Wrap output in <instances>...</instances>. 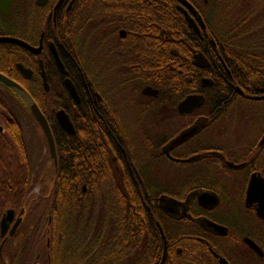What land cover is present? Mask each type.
I'll return each mask as SVG.
<instances>
[{"label": "flooded vegetation", "instance_id": "1", "mask_svg": "<svg viewBox=\"0 0 264 264\" xmlns=\"http://www.w3.org/2000/svg\"><path fill=\"white\" fill-rule=\"evenodd\" d=\"M84 1L0 0V38L11 40L0 41V74L21 86L45 117L57 168L60 157L66 164L69 150L81 149L90 139L93 163L105 162L117 175L125 169L126 180L157 186L162 192L156 197L155 226L162 253L155 264H264V99H258L264 93L237 82L189 1L192 7L180 0L174 7L185 23L179 7L194 19L200 34L188 28L207 48H167L164 57L158 49L147 54L139 41L182 33L130 30L138 16H133L134 8L127 15L125 5L114 7L115 0L108 1L106 16H87ZM76 23L80 37L82 24L91 25L88 62L82 51L74 56L66 41V31ZM198 53L208 67L194 65ZM151 63L157 71L162 65L168 68L173 78L169 81L186 91L164 94L157 87L161 76L157 85L147 81L145 69ZM205 79L209 83L204 84ZM214 84L221 95H207ZM194 86L201 91L187 90ZM147 87L156 95L144 94ZM190 95L200 96L201 103L181 111L180 104ZM58 112L68 116L72 134L59 123ZM193 128V134L173 144ZM71 140L74 147L68 144ZM84 163L74 160L76 168ZM3 168L12 176L3 175ZM57 168L30 111L0 84V264L8 263L12 247L32 241L40 214L45 220L39 227L48 229ZM96 173L93 180L98 179ZM10 181L19 185L12 196L14 206L1 212L2 198L8 197L2 185ZM25 185L30 191L23 197ZM162 196L169 207L160 202ZM8 212L12 215L2 234L1 221ZM35 258L33 264L45 262L38 254Z\"/></svg>", "mask_w": 264, "mask_h": 264}, {"label": "trees", "instance_id": "2", "mask_svg": "<svg viewBox=\"0 0 264 264\" xmlns=\"http://www.w3.org/2000/svg\"><path fill=\"white\" fill-rule=\"evenodd\" d=\"M95 1L97 4L93 0L82 2L87 16L93 12L94 15L106 16L109 0ZM175 1L115 0L114 7L125 5L127 15H132L134 8L133 16H138V19L130 25V30L135 27L134 30L138 31L136 28H139V31L145 33L163 31L183 34L182 37L172 39L140 40L147 54L158 49L164 57L167 48L186 46L193 51H204L207 48L205 42L191 33L181 14L176 11ZM187 1L199 10L208 27V34L221 50L237 82L242 87L257 88L264 93V0H207V4L204 0ZM209 7H212L211 14L207 12ZM78 25L76 23L68 29L65 35L74 56H78V53L81 55L83 51L84 47L79 40L81 37L85 47L91 50V25L82 24L85 30H82L84 34L81 37L78 36ZM90 55L85 54L83 58L88 62ZM159 76L162 84L157 87L164 94L179 96L186 91L174 81H169L171 75L168 68L162 65L157 71L154 64H147L146 80L155 81L157 85ZM211 88L207 95L222 94L215 84ZM201 89L194 86L187 90L197 92ZM7 104L10 106L11 101L7 100ZM91 143L87 139L82 142L81 149L71 148L66 164H62L59 158L60 165L51 193L48 229L43 234L39 226L45 217L40 214L37 217L39 226L34 229L32 241L12 247L7 254V264H30L37 254L39 260L45 259L40 264H155L158 261L162 253V242L155 226V216L158 214L156 197L162 191L153 184L126 180L125 169H121L117 175L105 162L93 163ZM68 144L74 147L76 142L71 140ZM58 155H62L60 149ZM75 159L84 160L85 163L76 168ZM95 170L97 180L92 178ZM4 172L12 176L5 168L3 175H6ZM30 174L32 171L27 177ZM26 185L23 197L30 191H27ZM83 186L85 191L82 190ZM17 187V182L11 181L2 185V193L8 197L2 198L1 212L14 206L15 199L12 196L17 192Z\"/></svg>", "mask_w": 264, "mask_h": 264}, {"label": "water", "instance_id": "3", "mask_svg": "<svg viewBox=\"0 0 264 264\" xmlns=\"http://www.w3.org/2000/svg\"><path fill=\"white\" fill-rule=\"evenodd\" d=\"M44 1V0H43ZM182 3H184L186 6L188 7H192L191 4L187 1V0H180ZM180 10H182V13L184 15V19L188 25V27L190 29H192L196 34H200V30L196 24V22L194 21V19L192 17L189 16V14L182 9L181 7H179ZM198 22L200 23V25L202 27H204V24L201 20V18L198 16ZM0 41H11L8 39H2L0 38ZM12 42H16L18 44L24 45L26 46L24 43L19 42L17 40H12ZM28 47V46H26ZM194 65L198 66V67H208V63L207 60L203 57V55L201 53H198L194 56ZM209 83V80L205 79L204 80V84ZM0 84L6 88L7 90H9L13 95H15L16 97H18L23 104L25 105V107L30 111V113L32 114V116L34 117V119L36 120V122L39 125V128L42 132V135L46 141L47 144V148L49 151V154L51 156V158L54 160L55 163V168H57V157H56V151H55V143H54V139L51 133V130L49 128V125L45 119V117L43 116V114L40 112L39 108L37 107V105L34 103V101L32 100V98L29 96V94L18 84H16L15 82L11 81L10 79L6 78L5 76H3L2 74H0ZM67 87L70 91V93L72 94V96H74L76 98V93H75V89L72 85V83L67 80ZM144 94L146 95H156L155 91H152L151 88L147 87L146 89H144L143 91ZM258 99H264L263 97H259ZM201 103V97L198 95H190L187 96L184 101L180 104V110H185V111H191L193 110L195 107H197L199 104ZM57 118L59 123L61 124V126L70 134H72L73 131V127L72 124L68 118L67 115H65L63 112H58L57 113ZM197 129L193 128L191 130H189L187 133L183 134L182 136H180L177 140H175L173 142V144L178 143L179 141H181L182 139H184L186 136L193 134ZM198 156L192 157L190 160H193L195 158H197ZM263 181V180H262ZM249 197L252 194L253 188L255 187V183L253 182V180L250 183L249 186ZM160 202L162 204H164L165 206L169 207V200L165 197L162 196L159 198ZM11 212L7 213V216L5 218H3V220L1 221V229H2V234L4 233V230L7 226V222L10 220L11 217ZM49 224V222H48ZM211 227H213V229L218 230L220 229V227L216 224H210ZM162 237L164 239V235L162 233ZM48 243V242H47ZM164 258V255H163ZM36 264V263H34Z\"/></svg>", "mask_w": 264, "mask_h": 264}, {"label": "rangeland", "instance_id": "4", "mask_svg": "<svg viewBox=\"0 0 264 264\" xmlns=\"http://www.w3.org/2000/svg\"><path fill=\"white\" fill-rule=\"evenodd\" d=\"M207 12H209L210 14H211V12H212V7H209V8H207ZM83 37H81V38H79V40L81 41V44H82V46L84 47L83 48V51H82V53H83V55H85V54H87V55H90V49L86 46L85 47V44H83V39H82ZM264 122H262V124H263ZM47 229H45L44 228V231H43V234L45 233V231H46ZM42 247V246H41ZM33 261H34V259L32 260L31 259V263L30 264H33Z\"/></svg>", "mask_w": 264, "mask_h": 264}]
</instances>
